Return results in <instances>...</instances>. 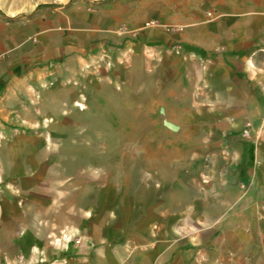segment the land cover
<instances>
[{
	"label": "crops",
	"instance_id": "obj_1",
	"mask_svg": "<svg viewBox=\"0 0 264 264\" xmlns=\"http://www.w3.org/2000/svg\"><path fill=\"white\" fill-rule=\"evenodd\" d=\"M105 3L114 10L98 21L78 5L65 12L38 9L5 38L18 47L12 66L31 70L52 60H78L91 49L99 24L107 34L93 49H131L132 59H145L148 73L159 75L162 68V75L186 93L187 106L202 110V123L215 142L204 151L210 158L202 180L193 183L194 195L176 226L164 220L169 214L160 229L149 225L130 234L142 254L138 260L264 264V143L255 146L239 135L244 122L258 123L264 116V0ZM144 5L151 9L141 16L137 11ZM149 15L158 23L143 28ZM4 107L0 101L1 121ZM59 188L60 183H0V264H122L121 255L106 244V220L91 227L90 209L60 207ZM69 229L81 232L82 245L60 243V233Z\"/></svg>",
	"mask_w": 264,
	"mask_h": 264
},
{
	"label": "rangeland",
	"instance_id": "obj_2",
	"mask_svg": "<svg viewBox=\"0 0 264 264\" xmlns=\"http://www.w3.org/2000/svg\"><path fill=\"white\" fill-rule=\"evenodd\" d=\"M105 1L0 0V101L5 104L0 183H60L59 206L90 209L91 227L106 220V244L121 255L122 264H152L148 257L138 260L142 254L130 234L149 225L160 229L169 214L164 220L176 226L186 211L193 183L202 180L210 158L204 151L215 142L202 123V110L187 106L186 93L162 75V68L159 75L148 73L145 59H132L134 50L93 49L107 34L99 24L91 49L78 60H52L31 70L12 66L18 47L5 42L38 9L65 12L78 5L98 21L114 10ZM150 9L144 5L137 14ZM125 28V21L117 26L120 32ZM34 43L32 36L29 44ZM260 121L244 122L240 137L263 144L264 116ZM248 122L251 135L243 138ZM61 233L62 244L84 243L78 229Z\"/></svg>",
	"mask_w": 264,
	"mask_h": 264
},
{
	"label": "built area",
	"instance_id": "obj_3",
	"mask_svg": "<svg viewBox=\"0 0 264 264\" xmlns=\"http://www.w3.org/2000/svg\"><path fill=\"white\" fill-rule=\"evenodd\" d=\"M210 14V13H209ZM158 23V21L157 20H150V21H148V22H146V26H151V25H156ZM261 127H263V126H261ZM250 129H251V124L248 122V123H245V125H244V127H243V129H242V136H243V138H248V137H250V135H251V133H250ZM79 241H77V243H78Z\"/></svg>",
	"mask_w": 264,
	"mask_h": 264
}]
</instances>
